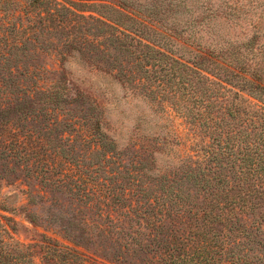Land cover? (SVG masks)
Wrapping results in <instances>:
<instances>
[{"label":"trees","instance_id":"trees-1","mask_svg":"<svg viewBox=\"0 0 264 264\" xmlns=\"http://www.w3.org/2000/svg\"><path fill=\"white\" fill-rule=\"evenodd\" d=\"M158 2L152 5L154 14H150L161 31L142 28L167 44L160 40L156 45L147 37L119 33V25L95 22L110 29L109 36L102 38L119 45L128 56L134 53L130 47L134 48V62L144 63L140 69L158 88L165 87L169 98L188 102L181 117L206 134L208 143L203 154L196 152L185 159L180 165L184 170L171 175L155 173L152 152L142 156L137 167L129 166L123 160L124 152L103 132L95 103L70 86L61 66L48 69L28 62L40 49L34 44L35 33L20 28V41L9 46L13 51H3L5 58L19 55L20 65L0 62L1 175L12 178L21 172L26 182L32 180L40 190L45 189L51 202H55L53 193L63 191L87 211H91L88 202L93 194L86 195L85 191L95 184L99 189L97 203L105 205L106 210L98 205L97 213L85 217L82 230L74 224L69 228L79 232L77 239L85 236L91 240L94 229L97 237L110 240L111 246L116 243L112 255L107 253L105 242L99 243L98 250L104 254L101 259L106 263L254 264L250 254L259 253L260 244L264 245V117L256 111H243L242 117L224 103L223 93L230 90L223 84L232 83L225 79L227 74L220 77L209 73L212 57L195 53L188 59L171 52L172 44H178L196 21L180 17L174 9L182 4L175 0L170 1L163 18H158ZM130 62L127 59L126 66ZM126 66L122 63L111 69L119 70L126 80ZM230 74L240 77L232 71ZM255 88L264 92L258 84ZM72 109L80 113L84 110V115L71 114ZM27 121L34 125L30 127L32 123ZM15 125L20 127V135ZM79 125L88 127V137L77 133ZM57 127L65 129L69 137L57 136L55 144L49 145L44 134ZM34 130L45 133L39 137ZM73 132L87 145H93L96 160L75 153ZM50 159L58 163L52 166ZM63 168L70 171L60 176ZM117 205L124 207L119 209ZM71 242L78 246L74 240ZM80 245L89 249L93 242ZM38 249L42 250V264H102L92 254L85 257L44 237Z\"/></svg>","mask_w":264,"mask_h":264},{"label":"rangeland","instance_id":"rangeland-1","mask_svg":"<svg viewBox=\"0 0 264 264\" xmlns=\"http://www.w3.org/2000/svg\"><path fill=\"white\" fill-rule=\"evenodd\" d=\"M155 1H159L157 5L161 4L157 15L162 19L170 1L174 0H0V62L20 65L19 55L5 58L3 51H13L9 46L20 41V28L35 33L37 42L34 44L40 53L39 57L30 58L28 62L48 69H60L61 66L70 86L85 93L89 101L95 103L98 110L95 113L100 117L103 132L115 141L119 151L124 152L123 160L129 166L137 167L141 157L152 152L155 173L171 175L184 170L180 165L185 159L196 152L203 154L208 138L203 130L201 132L181 117L188 102L177 97L169 98L167 89L158 88L145 70L140 69L144 63L134 62L137 58L134 48L130 47L134 53L128 56L119 45L102 38V35L109 36L110 29L95 22L96 19L111 26L119 25V33L147 37L156 45L160 40L167 44L142 28L146 26L161 31L157 23L152 22L154 17L150 14V11L154 14L152 5ZM175 1L182 4L174 9L178 15L196 22L183 33L178 44L168 46L171 52L188 59H192L195 53L212 57L209 59V73L220 77L227 74L225 79L232 83L231 86L223 84L230 90L223 93L224 103L242 117L243 111L260 112L264 117V112L261 113L264 92L255 88L258 84L264 90V0ZM89 17L94 20H88ZM127 59L131 62L126 66ZM122 63L127 67L126 80L118 74L119 70L111 69L121 67ZM231 71L240 77H231ZM70 113L84 115V110L80 113L78 109H72ZM27 122L32 123L30 127L34 125L32 121ZM86 127L79 125L77 133L81 137L89 136ZM16 128L20 135V127ZM46 131L47 134L42 130L35 132L39 137L45 133L49 145L55 144L53 140L57 136L69 137L65 129L59 127ZM75 136V153L96 160L93 145L91 147ZM49 162L54 166L58 160L50 159ZM67 171L70 170L63 168L60 176ZM98 193L95 184L87 186L85 194H93L92 201L88 202L91 211H87L82 203L63 191L53 193L55 202H51V195L45 189L40 190L36 182H26L21 172L12 178L3 177L0 172V264H42V250L38 246L43 237L70 247L85 257L92 254L102 264H115L102 261L104 254L98 250V245L105 242L107 253L112 255L116 243L111 246V241L97 237L94 229L91 240L85 236L83 240L82 237L77 239L79 232L69 228V224H74L82 230L85 217L97 213L98 205L106 210L105 205L97 203ZM124 205H117V208ZM262 212L264 214V210ZM261 226L264 228V223ZM89 241L93 242L89 249L80 245ZM250 258L254 264H264V245L260 244L259 253L250 254Z\"/></svg>","mask_w":264,"mask_h":264}]
</instances>
